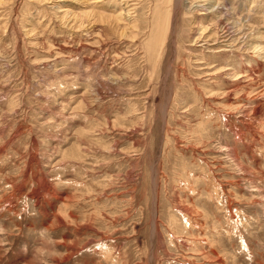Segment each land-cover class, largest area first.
I'll return each instance as SVG.
<instances>
[{"label": "rangeland", "instance_id": "rangeland-1", "mask_svg": "<svg viewBox=\"0 0 264 264\" xmlns=\"http://www.w3.org/2000/svg\"><path fill=\"white\" fill-rule=\"evenodd\" d=\"M211 1L0 0V264H264V0Z\"/></svg>", "mask_w": 264, "mask_h": 264}, {"label": "bare ground", "instance_id": "bare-ground-1", "mask_svg": "<svg viewBox=\"0 0 264 264\" xmlns=\"http://www.w3.org/2000/svg\"><path fill=\"white\" fill-rule=\"evenodd\" d=\"M179 1H181V0H176L177 3H179ZM207 1H208L207 3H209L211 0H207ZM192 8L194 10H209L207 5H205V4H196V5H193ZM212 9L216 11V9H214V7ZM209 12H211V11H208V13ZM220 22H221V26L219 25L220 26L219 29H220V32H222V35L218 39L222 38V41L219 43L221 47L223 46L222 49H224V47H232L233 43H236L237 41L240 42L241 38H245V37L247 38L248 34L245 32V30H248L247 29L248 26L242 25L241 26L242 29H240V27H239V31L237 32V31H235V29H234L235 25L233 26L232 22L224 21V18H223V20H220ZM236 30H238V28ZM216 31H217V29H216Z\"/></svg>", "mask_w": 264, "mask_h": 264}]
</instances>
